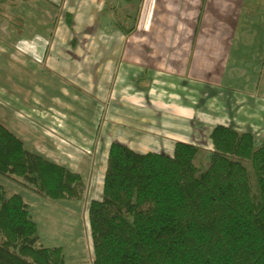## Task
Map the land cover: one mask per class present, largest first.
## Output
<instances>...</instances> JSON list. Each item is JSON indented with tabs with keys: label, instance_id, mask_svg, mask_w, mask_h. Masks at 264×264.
Here are the masks:
<instances>
[{
	"label": "rangeland",
	"instance_id": "1",
	"mask_svg": "<svg viewBox=\"0 0 264 264\" xmlns=\"http://www.w3.org/2000/svg\"><path fill=\"white\" fill-rule=\"evenodd\" d=\"M203 2L0 0V123L30 152L66 162L63 167L68 169L74 162L84 166L81 176L86 189L80 201H52L35 196L17 181L0 177V183L9 194L22 196L35 222L47 220L54 229L62 224L76 236L64 240L67 251L76 242L80 245L84 256L76 263H93L88 207L91 201L102 199L111 143L120 141L142 154L172 155L177 141H184L199 149L195 165L203 171L213 152V128L224 121L237 126L233 119L238 121L241 113H248L246 125H256L257 132H252L255 147L264 144V97L259 91L264 69L263 9L247 6L240 14L239 6L228 2L230 22L207 16L206 24L202 20L206 13ZM66 14L73 18L70 27ZM115 25L131 33L127 35ZM223 35L227 37L226 48L231 46L228 65L232 68L231 77L220 85L207 87L178 71L170 78L151 69L147 77L157 84L151 91L152 105L148 109L127 88L130 71L135 76L131 78L136 79L142 69H127L125 65H187L199 37L218 56L223 50ZM130 43L139 53L128 60ZM199 51L198 65H222L217 56L212 60L213 54ZM164 78L174 83L162 85ZM112 84L119 85L113 96ZM167 96L172 101L177 99L176 103L168 99L166 103ZM129 97L131 102L126 100ZM163 105L183 107L181 132L176 136L153 126L160 121ZM66 106L78 115L68 117L61 112ZM195 107L197 119L189 114ZM257 116L263 117L261 122H254L259 120ZM246 167L255 191L252 166ZM52 239L60 245V240Z\"/></svg>",
	"mask_w": 264,
	"mask_h": 264
},
{
	"label": "trees",
	"instance_id": "2",
	"mask_svg": "<svg viewBox=\"0 0 264 264\" xmlns=\"http://www.w3.org/2000/svg\"><path fill=\"white\" fill-rule=\"evenodd\" d=\"M65 19L70 27L72 15ZM210 140L203 171L193 144L177 142L172 155L110 144L102 199L88 207L92 264H264V144L224 125ZM0 177L52 201H80L86 189L81 175L30 152L1 123ZM0 264H66L62 248L44 246L22 196L1 183Z\"/></svg>",
	"mask_w": 264,
	"mask_h": 264
},
{
	"label": "crops",
	"instance_id": "3",
	"mask_svg": "<svg viewBox=\"0 0 264 264\" xmlns=\"http://www.w3.org/2000/svg\"><path fill=\"white\" fill-rule=\"evenodd\" d=\"M206 4V6H204L205 8V14L203 15V22L206 21V24L209 23V20H205V17L207 18V16L211 17L214 19H223L227 22H230V17L232 16V12H229V10H227V3L230 2L234 5H238L239 6V13L241 14L242 11L244 9H246L247 6L252 7L254 9L257 8H262L263 9V13H260V16L262 17V20H264V0H203ZM203 2V3H204ZM222 6V7H221ZM230 16V17H227ZM240 17V15H239ZM200 18V17H199ZM239 19V18H238ZM211 20V19H210ZM212 22V20H211ZM204 33V32H203ZM225 35H223L224 37ZM225 38H223V50L220 54L215 55L214 51L212 52L211 50H209V46L205 45L204 42L202 41V39H200V37L196 40L195 46V53L192 55V59L190 60V62L187 65H125L127 67V69L132 68L135 69L136 67H139L140 69H142V73H140V75L136 78V79H132L131 77H135L133 76V72L130 71V75L131 77H129V82L126 79V86L127 88H130L134 91L135 95L139 97V102L143 101L144 104L142 105L143 107H145L146 109L150 108V106L152 105V98H151V91H153V86L155 84H157V81H151L150 79H148L147 76H149L150 74L148 73L149 71H151V69H155V71L158 74V71L160 74L162 75H166L167 77L172 78L171 74H173V72H179L182 76H188L189 78H192L193 80L196 81V83H199L201 85L204 86H217L220 85L221 83H223V81L226 78L231 77V69L232 66L228 65V61H229V57H230V50H231V46H228L226 48L225 46ZM134 43H130L128 46V60L133 59L134 54H137V50H134L133 47ZM206 47V49L204 50L203 48ZM199 49L203 50L207 55L213 54L212 56V60H214L217 56V61L219 60L220 62L222 61V65H214L212 63H209L210 65H198V57L196 56V52H200ZM202 51V52H203ZM225 55H226V59H225ZM221 56V57H220ZM200 64V63H199ZM212 64V65H211ZM166 72H169L170 74H166ZM112 75H117V73H113ZM132 79V80H131ZM177 80V78H175ZM260 82H259V91L261 92V96L264 97V69L260 78ZM149 80V82H147ZM174 80V81H176ZM173 80L172 79H168V78H164L162 79L161 84L162 85H166V86H171L173 84ZM114 85V86H113ZM113 87H111L110 90V94L113 96L114 93L117 91V88L119 85L117 84H112ZM116 90V91H115ZM170 93V91H169ZM144 98V99H141ZM172 103H176L175 101H172V99H170L169 96L166 97L165 102L167 103L168 100ZM112 101L114 100L113 98L111 99ZM127 102H131L133 99L132 97L126 98ZM62 103V104H61ZM62 105H64V102H60L59 106L61 107ZM59 107V108H60ZM182 106H176L174 109L172 107H166V105H163L162 107V111L160 112V114L158 115V119H160V121L157 123V125H153V126H159V128L161 129V131H163L165 134H169V135H174L176 136V134H179L181 132V122H182V118L183 114H182ZM196 107L194 109H190L191 113L190 117H194L197 119L198 115L196 111ZM61 112H64V114H66L68 117L73 116L74 115H78V113H76L75 110H73L72 108H70L69 106H66V110H60ZM248 113H241V115L238 116L239 120L237 121V119H233V121H235L237 123V126H235V123L232 122H228V121H224V123H219L217 125H224V126H229L234 128L235 130H237L238 132L241 133H246V132H250V133H255L256 131V125L255 123H253V125H246L247 123V118H249ZM258 118L259 120L257 121V119H254V122H261V118L263 119V117H255ZM246 120V121H243ZM252 122V121H251ZM216 125V126H217ZM245 126L243 129L242 127ZM249 127V128H248ZM252 129L248 130V129ZM151 132V130H149ZM156 133H159L160 131H155ZM169 135H165L167 138H170ZM164 137V138H166ZM176 139V137H171V140ZM115 142H120V141H115ZM177 142H184V141H177ZM124 144V143H123ZM127 145V144H126ZM110 146V145H109ZM130 147V146H128ZM132 150L133 148L130 147ZM109 149V148H108ZM173 151V150H172ZM40 153V152H39ZM172 153V152H171ZM167 155H171V154H167ZM107 158H108V153H107ZM49 161L63 166L66 164L65 163H59V161L56 160H50ZM71 170L75 173H78L80 175H84L85 173V168L83 167H78V165L74 162L71 166H70ZM73 167H75L76 169H74ZM106 168H107V163H106ZM106 169L104 171V175H105ZM104 179V176H103ZM35 196H37L36 194H34ZM39 197V196H38ZM24 200V199H23ZM46 200V199H44ZM36 223L38 224V228H39V233H40V237L41 239H44V246L47 248H62L65 252V256H66V264H80V263H76L78 262V260H80L81 258H83V253L81 251V248L79 247L80 245H77V242L75 243V247L74 248H69L68 246V251H67V246L64 245V243H66L64 240L67 237H72L74 234L70 232V230L68 228H64L58 225H55V229L53 228V226H48V222L47 220L45 221L43 219V221H39L37 220ZM68 227V226H67ZM73 234V235H72ZM52 237H54L56 240H60V245H58L57 243H54ZM76 236L74 235V238ZM71 245V244H70ZM93 249V247H92ZM67 252V253H66ZM70 255V257L68 256ZM69 258H68V257ZM69 263H68V262Z\"/></svg>",
	"mask_w": 264,
	"mask_h": 264
}]
</instances>
